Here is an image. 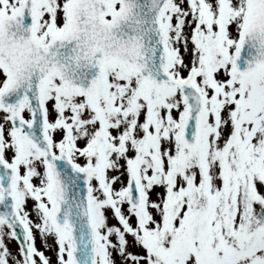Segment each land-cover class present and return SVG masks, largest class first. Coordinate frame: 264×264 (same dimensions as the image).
Masks as SVG:
<instances>
[{"label": "snow or ice", "instance_id": "6c2138e0", "mask_svg": "<svg viewBox=\"0 0 264 264\" xmlns=\"http://www.w3.org/2000/svg\"><path fill=\"white\" fill-rule=\"evenodd\" d=\"M0 264H264V0H0Z\"/></svg>", "mask_w": 264, "mask_h": 264}]
</instances>
